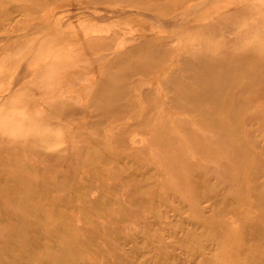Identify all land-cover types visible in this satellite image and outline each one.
<instances>
[{
    "label": "rangeland",
    "instance_id": "374dc122",
    "mask_svg": "<svg viewBox=\"0 0 264 264\" xmlns=\"http://www.w3.org/2000/svg\"><path fill=\"white\" fill-rule=\"evenodd\" d=\"M1 1L5 25H0V95L5 99L0 126L17 119L9 130L11 136L25 139L32 129L45 151L55 150L58 155L35 156L37 145H30L28 151H0V264H264V127L257 119L264 117L263 55L246 62L256 72L239 94L240 108L201 107L213 116L226 115L222 128L202 123L198 111H178L165 104L170 86L156 80L157 69L167 63L160 56L175 55L190 42L218 40L219 35L209 29L188 30L199 22L213 25L225 14L233 17L236 30L252 25L264 33V12L257 8L264 0L232 4L233 0H171L170 8L159 7L167 0H60L57 4H66L68 10L61 9L64 12L55 17L60 9L46 5L44 11L54 14L52 24L45 21L40 26L27 16L43 13L42 0ZM147 3L158 5L147 13L159 22L143 14ZM14 7L27 9L15 13L19 25H6ZM112 8L137 11L117 16L116 10H105ZM172 16L178 23L163 27L165 20L160 21L173 20ZM54 20L62 24L55 27ZM8 26H13V36L5 35L3 27ZM77 33L84 38L80 49L76 42H66ZM227 34L235 38L234 32ZM259 39L264 34L260 37L256 31L245 37L255 43ZM135 44H144L135 53L141 56L136 58L141 66L115 61ZM53 57L59 64L95 66L93 73L84 66L82 72L98 82L85 80L84 86L60 90L59 80L76 75L58 74L60 79L51 77L52 83L38 90L28 86L31 69L46 68ZM240 74L236 71L234 77ZM18 76L26 86L12 94L9 90ZM44 76L48 74L36 76L35 82ZM170 113L189 118L192 131L169 119L173 137L143 130L160 121L167 125L163 116ZM46 135L50 140L44 142ZM164 140L173 145L164 148ZM188 142L209 147L190 150L191 157L187 152L177 157L175 145L180 149ZM4 144L0 140V149ZM144 150L173 162L166 166L147 162ZM187 159L194 161L188 168L184 166L188 162L182 165ZM205 194L208 201L200 205L209 206L205 215L211 224L203 228L194 215L198 211L184 201H197Z\"/></svg>",
    "mask_w": 264,
    "mask_h": 264
},
{
    "label": "bare ground",
    "instance_id": "6f19581e",
    "mask_svg": "<svg viewBox=\"0 0 264 264\" xmlns=\"http://www.w3.org/2000/svg\"><path fill=\"white\" fill-rule=\"evenodd\" d=\"M42 1H43V3H42V8H43L42 12L43 13L41 12L42 14H40V15L43 16V19L42 20L40 19V17H39L40 15L31 17L30 14H28L27 17L31 18V19H29V20H31L30 23H33V24L39 25V26L43 22L44 23L48 22L49 23V24L47 23L48 25L52 24V20H50V19L53 18L52 15H54V14H52L51 11H49L50 9L48 10L49 12L44 11V8L46 5H50L51 7H54V9H56V10L60 9V12H58L57 15H55V17H58L60 14H62V12H64L63 10L61 12V9H64L65 11L68 10L67 8L65 9L66 4H64L65 6L64 5L61 6V5L57 4V2L60 0H42ZM239 1L240 0H233L229 4H232L233 2H239ZM203 3H204L203 5H205L206 1ZM126 5H122L121 7H124ZM2 6H3V3L0 0V9H2ZM172 6L173 5L171 3V0L165 1L162 4V6L159 5L160 8H170ZM79 7H81V6H79ZM97 8H99V7H97ZM154 8H158V5H155L153 3H147L146 6H144V8H143V12H145L143 14H145V15L147 14L146 16H148V18L151 15L152 16V18L150 16L151 19H153V17H154V19H156V16L147 13L148 10L154 9ZM257 8L261 13H263L264 12V3H262ZM26 9H27L26 7L25 8L24 7H17L14 10H12L14 15L11 14V15L6 16V19H5L7 21L6 25H9V26L10 25H16V26L19 25V22H18L19 19L16 20L17 15H15V13L16 12L21 13L22 10H26ZM105 10L113 12V10H116V9L112 8V9H105ZM32 11H33V8H32ZM108 11H105V14L108 13ZM128 11L132 13L133 11H137V10H134V9H125V10H121V11L116 10V13H118V14H115V15L120 16L123 13L128 12ZM28 12L29 11H27V13ZM38 12H39V10H38ZM93 13H95V12H93ZM140 13H142V12L140 11ZM109 16L112 17V14ZM172 17L174 18L175 16H172ZM61 18L62 17H60V19ZM65 18H66V16H65ZM95 18H96V16H95ZM170 18H169V20H167L168 18L167 19L164 18L162 20L160 19L161 20L160 22L165 20V21H163V27L166 24L167 25L170 23L174 24V22H175V24H177L179 21L178 19L174 18L173 20H171ZM154 19H153V21L156 22ZM156 20H158V19H156ZM157 22H159V20ZM164 23H165V25H164ZM54 24H55V20H54ZM60 24H62V23H60ZM60 24H58V25L55 24L54 26L57 27ZM212 24L213 25H210L209 22L203 21V22H199L198 25H196L195 27L188 29V30L201 32V31H205V30L209 29L210 31H213L215 35H219V38H217L218 40L215 42L209 40L207 42V41H204L201 39L195 43L190 42L185 47L178 50V52L175 55L170 56L169 54H166V55L160 56L159 58L163 61H167V63L164 65V67H159V69H157L158 70L157 72L159 73V75L156 78V80H157V82H165L170 86L169 90H170L171 94L169 95V97L167 99L163 100V102L165 104H168L171 107H174L177 110L179 109L181 111H186V112L198 111V114L200 116V121L202 123L203 122L205 124L208 123L207 126H209V124H214V125H217V127L222 128V126H224V119H225L226 115H224L223 117H220V116H215V114H214V116H213V113H210V111H206V109L203 110V109H201V107H203L206 104H210V105H213V107L217 110H222V109H225L226 107L227 108L231 107L233 109H238V107L240 108V105L238 104L241 102V99L239 98V94L243 92V89L245 87L249 86L250 75H252L253 72H256V69L252 68L250 65H247L246 62L254 61L255 59L256 60L260 59L259 57L262 55L264 57V39H262V40L259 39L260 43H255L254 40L251 42L245 40V37H250V35L254 31H256V34L258 33L260 37H263L264 33L262 32L263 30L261 28L254 29V27L252 25H246V27H245L246 29L236 30V27H235L236 25H233L234 24L233 17L232 16H226L225 14H221V17H217L216 20H214L212 22ZM0 25H5V23H3V20H1V11H0ZM191 25H193V24H191ZM9 26H8V28H9ZM143 26H145V25H143ZM169 26L174 27L177 25H169ZM35 27H37V26H34V28ZM185 27H188V25H185ZM3 28H4V33L6 36H9V35L13 36L11 33L13 26L9 29L6 27H3ZM143 32H144V30H143ZM228 32L229 33L234 32L235 38L228 37V34H227ZM78 34H80V33H77L76 35L70 34L69 37H67V34H66L64 36V38L67 37L66 42H68V43L69 42H72V43L76 42L77 43L76 47L79 46V49H80V46H82V43L84 42L83 41L84 38L82 36L80 37L81 34L80 35H78ZM143 34H145V33H143ZM199 35L202 38L201 33H199ZM73 36H78V39H74ZM210 43H213L217 46L213 50H209L211 45H213ZM4 45H5V43H4ZM12 45H14V44H11V46ZM143 45L144 44H141V45L135 44L130 50L125 49V53L127 55L121 54V55L117 56L115 61H122V62L130 61V62H134L136 66H141V64L138 61L139 59H136V58H140L141 56H138L135 53H136V51H142L141 48ZM167 45H169V44H167ZM169 46H171V44ZM159 49H161V48H159ZM119 50H122V49H119ZM0 55H1V53H0ZM77 58H79V57H77ZM48 61H47V63H45V64H47L45 66L46 68H44V67L42 68L41 65H39L37 67V69H31V73L29 74V77H31L29 79L30 81L26 83V84H28V86H30V87L33 86V87H35L36 90H38V88H41V86L43 84L44 85H45V83L49 84L51 82V77L53 78V80H54V76L57 79H60L62 77L60 75H76V77L74 76V79H71L69 81L59 80L58 84H57V88H59L60 90L61 89H67V88H75L78 85H79V87L84 86L85 80H88V82H91V83L94 80H95V82L97 81V79L93 78V76H91V75L83 76V73H84V72H82L83 66L87 72L93 73V71L96 70V67L93 65H85V63H83V62L80 63L82 65V67H79L78 63H76L75 65L59 64V63H57L56 57H53V58H51V60L49 62ZM174 61H176L175 64H174ZM170 62H172V63H170ZM176 65H178V67ZM132 71H134V70L132 69ZM236 71L242 73L239 75L238 78L234 77V72H236ZM45 74H48V77L44 76L45 78H43L42 81L35 82L34 78L36 76L45 75ZM58 74H60V75H58ZM183 74L188 76V77H183L184 76ZM21 77L22 76H18L17 80H15L14 87L10 88V90H9L10 93L15 94L18 87L20 89L25 88V86H26L25 81H20ZM179 77L187 78L188 80L187 79H184V80L179 79ZM17 84H19V86H16ZM106 84H108V83H106ZM99 86H100V88H103L105 86V84L102 81H100ZM227 91L229 93L225 94V92H227ZM225 95H227V96H225ZM261 97H263V95H261ZM4 99H5V96H3V94L0 95V107L3 104L2 102ZM133 102H135V100ZM148 117H150V116L148 115ZM163 117H164L165 121L167 122L168 126L166 125L165 122L160 121V122H156L154 124H151V126H147L143 130L146 132L152 131V132H156V133H161L164 131V132H166L165 134H167L165 136L173 137V135H171V131H170L172 128H170L169 123H168V119H169L171 121V124L180 125V126H183L187 131H192V129L189 128V124L191 123V121L187 120L189 118H184V117L181 118V117L177 116V114H173V113L165 114ZM229 117L233 118V114H229ZM251 118H252V115L249 116V119H251ZM254 118H255V116H254ZM257 119L261 120L259 123H260V125L263 124L262 127H264V117H263V119L257 117ZM17 121H18L17 119L12 118V119L2 123V126H0V140L5 141V144L0 149V151L6 150L8 152H18V150H23V149H26L28 151L30 145H33V146L37 145V146H39V148L37 149L35 156L43 157V158L45 157L47 159H53L58 155V153L55 150H50V151L46 150L45 151V149H44L45 144L41 141L40 138H36L34 136L35 132L32 131V129L26 133V134H28V137L25 139H21V138L19 139V138L11 136V133L9 132V130L17 124ZM235 124L236 123L234 122V125ZM138 136L140 137V135H138ZM132 139L134 140V138H132ZM43 140H44V142H47L48 140H50V135H46L43 138ZM132 142L134 143V141H132ZM142 142H143V140H142ZM162 144H164V148H167V147L170 148L173 145V143L171 141L167 142L166 140H164L162 142ZM133 145H136V144H133ZM208 147L209 146H206L204 144L196 146L192 143L189 144V142H188L187 147L180 145V149H179V145H175V148L178 150V152L175 154H178L177 157L181 158V156H183L187 152V155L189 157H191L190 156V150L200 151L202 149H208ZM144 153L146 155V157H145L146 161L148 162L150 160L153 164L158 163L160 165L166 166L169 162H173L172 160L165 158L162 155H160L159 153H156L155 151H152V150H149V151L144 150ZM159 155H160V158H159ZM29 156H31V155H29ZM106 157H107V154H104L103 158H106ZM155 159H158V160L156 161ZM185 162H188V163L184 164ZM189 163H192V165H193L194 161L187 159V160H184L182 162V165L184 164V166L186 168H188V166L190 167ZM170 174H172V173L170 172ZM239 175H241V174H239ZM28 179L30 181V176L28 177ZM205 180H206V177H205ZM166 200H168V198ZM205 201H208V195H206V194L200 195V198L197 199V201L196 200H194V201L190 200L189 198H186V201H184V203L187 202V206L189 205L190 208L199 212V213L198 212L194 213V215L196 216V217L195 216L194 217L198 218V222H199L198 225H201V227H203V228H206L208 224L209 225L211 224L210 219L208 218V216L205 215V211L209 206L206 205V206L201 207V205H200V203H203ZM173 210L176 212H181L180 211L181 209H179V208H173ZM199 217H202L204 219L199 220L200 219ZM156 220H157V222L161 221V217L158 216L156 218ZM62 226H64V225H62ZM221 227H222V225H221ZM125 239L127 241L129 239V237H126ZM34 241H35V239L33 240V242ZM81 254H82V252H81ZM83 254H84V252H83ZM79 262H81V261H79ZM130 264H134V263L130 262Z\"/></svg>",
    "mask_w": 264,
    "mask_h": 264
}]
</instances>
